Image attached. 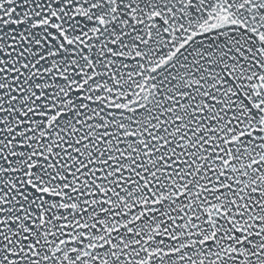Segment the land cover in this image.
I'll return each instance as SVG.
<instances>
[{"label":"water","instance_id":"1","mask_svg":"<svg viewBox=\"0 0 264 264\" xmlns=\"http://www.w3.org/2000/svg\"><path fill=\"white\" fill-rule=\"evenodd\" d=\"M0 264H264V0H0Z\"/></svg>","mask_w":264,"mask_h":264}]
</instances>
